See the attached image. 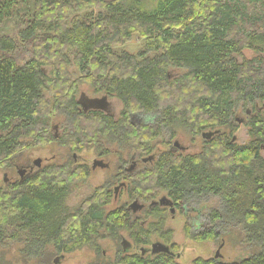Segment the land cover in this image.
I'll return each mask as SVG.
<instances>
[{"label":"trees","instance_id":"trees-1","mask_svg":"<svg viewBox=\"0 0 264 264\" xmlns=\"http://www.w3.org/2000/svg\"><path fill=\"white\" fill-rule=\"evenodd\" d=\"M244 2L264 8V0H2L0 25L14 18L17 25L0 35V169L39 145L58 142L71 152L98 145L106 155L99 143L116 140L129 154L156 155L151 169L131 176L130 198L148 202L165 193L178 204L219 196L224 216L238 221L245 240L257 247L241 261L197 258L191 264H264V10L250 16ZM22 5L30 6L26 13L19 12ZM245 27L251 30L242 32ZM133 37L143 40L137 54L116 50ZM246 48L256 56L244 58ZM69 68L81 79H73ZM82 80L103 94L98 104L108 98L120 103L117 121L96 109L84 112L76 99ZM238 111L251 112L245 144L235 142ZM136 113L154 114L155 122L131 125ZM60 114L72 132L57 133L52 120ZM179 127L213 135L197 153L173 152L169 141L152 153L155 140L176 138ZM70 160L0 187V246L18 238L26 262L46 245L57 254L84 246L98 251L103 234L123 229L132 245L143 247L119 256L117 264H177L172 233L163 232L164 209L147 212L153 221L146 227L132 224L123 207L103 212L107 186L74 211L63 209L65 179L89 174ZM220 219L211 212V223ZM189 231L185 225L186 236L197 242L220 237L213 227ZM152 233L169 253L142 254Z\"/></svg>","mask_w":264,"mask_h":264},{"label":"rangeland","instance_id":"rangeland-1","mask_svg":"<svg viewBox=\"0 0 264 264\" xmlns=\"http://www.w3.org/2000/svg\"><path fill=\"white\" fill-rule=\"evenodd\" d=\"M1 1L2 0H0V2ZM242 5H244L246 13L254 17H259L264 10V8L259 3L244 2ZM29 7L22 5L19 9V12L26 13L29 10ZM16 25L17 20L15 18L0 25V35H7L8 33H11L12 31H14ZM248 30H251V27H245L242 32H248ZM239 32L238 34L241 33ZM142 47L143 40L139 37H133L130 41L126 42V44L116 46V50L118 52L126 51L127 53L135 55L142 49ZM261 53V56L264 58V48ZM242 55L248 60L256 56L254 51L247 48L242 50ZM69 69L73 74V79H81L78 78V75H76L73 68ZM175 72L177 73V75L182 73V71ZM102 97L103 94L94 92V89L90 86L87 80H82L78 83L76 99L83 101L82 99L86 98L88 100L95 101L101 99ZM105 103L107 111H109V113H111L112 115L119 114L121 105L115 98H108ZM90 109L93 110V108ZM250 114L251 112L246 115L243 112L238 111L235 115L236 131L234 133V137L237 144H245L249 141L248 127L246 126V123L248 121V118L250 117ZM155 118L156 116L154 114L148 116L137 114V117L135 118V125H151L155 122ZM52 123L54 126L58 127L57 133L59 134H64V129V132L66 133L72 132V125H68L69 121H67V118L62 116L61 114L58 116H54ZM182 128L177 130L176 138L168 140V136L164 134L162 135L163 138L155 140V142L152 143L154 147L152 153H156L155 151H162L165 148L167 141L170 142L171 146L174 141H177L179 145L186 148L185 153H197L201 148V142L204 140V138H202L200 135L194 136L189 132L188 129L185 130ZM208 132L209 130H206L203 133ZM99 145H101L103 148L105 146L108 148V153L106 155L101 154V150L98 145L90 147L86 146L82 151L75 152H71L68 146L60 144L58 142L39 145L37 147L31 148L28 151L20 154L19 156H16L11 166L0 169V187L5 184V182L3 181V176L5 174L9 179L7 184L16 181L18 178L24 177L25 174L23 176H20L17 173L18 168V170H22V167H26L28 169L31 168L30 172L32 173L31 176H33L34 174L41 172V170H43V168L45 167H49L52 165L60 166L64 163H68L69 161H72L70 160L72 155H77L79 156V159L81 158L88 164V166H85L89 169V174L86 177L84 175L83 177L74 176L65 179L69 185V188L66 197L62 201V207L63 209H65V207H68L69 212H72L78 206L82 205V203L95 192L96 188L99 189L101 185L111 183V179L113 180V166L115 168V165H118V157H115L113 154L122 153L121 155L123 156L121 159H123L128 157L127 155L130 153L127 152V144L121 143V146H119L116 140H112L110 142H106V140H103L99 143ZM149 156L153 155H147L143 158H148ZM261 156L264 159V147L261 150ZM37 159L40 160V165L38 167H35L33 165V162ZM94 159H102L111 167L105 170H101L98 168L92 170L91 162ZM15 166L18 168L16 169ZM151 167L152 163L140 168L147 170L151 169ZM69 180H72V182H70ZM128 184L129 183H127V189H124V192L120 191L118 198L116 200H113L111 204L106 206V211L122 206L123 203H127V206L132 205L133 202L138 199L130 198ZM129 186L131 188V184H129ZM163 196H166V194L160 193L155 197V199L149 200L147 203L157 201ZM139 202L141 203L142 201ZM221 202L222 199L216 195H207L195 199L193 198L187 206V212L189 217L191 218L188 221H186L185 218L178 213H176L173 217L168 212L164 215L163 232L169 230L172 233L170 243H174L177 246V248L175 249L176 251L174 250L178 255L175 260L177 264H191L192 261L197 258H201L204 260L214 258L216 251H219L220 257L216 260L220 263L237 262L255 255V253L257 252V247L245 240L243 229L240 225L237 224L238 221L234 219L231 220L224 216L222 212ZM212 211L220 213L221 216V219L216 221L215 223H211L210 220V214ZM185 225L190 228L189 233L191 235L201 233L204 230L213 227L215 231L220 233V237L217 242L214 243L194 241L191 239V237L186 236V234L184 233ZM103 235L104 236L98 241V251H96L94 248H91L90 246H84L74 250L71 253L57 254L55 253L51 245H46L41 248L40 252H38V256L28 258L26 262H24L25 256L23 254L24 252L21 250L22 244L21 242H19L20 240H18V238H14L12 240L6 239L5 243L7 245L0 246L1 264H54L55 259H57L56 264H117L116 259L119 256L127 254L129 251L132 253L138 252L139 249L143 247H135L134 245H132L133 242L129 238L127 230L122 229L118 231L116 236H108L106 234ZM123 240H125L126 243L129 244V248L126 249V251L128 250L127 252L123 251ZM150 240L151 244L148 246L149 249L154 243L167 245L164 241H161V239L158 238L157 234L155 235L152 233ZM220 243L222 244V246L219 249V246L221 245Z\"/></svg>","mask_w":264,"mask_h":264},{"label":"flooded vegetation","instance_id":"flooded-vegetation-1","mask_svg":"<svg viewBox=\"0 0 264 264\" xmlns=\"http://www.w3.org/2000/svg\"><path fill=\"white\" fill-rule=\"evenodd\" d=\"M82 100L83 101L79 100V103L81 106L82 105L85 106V107L82 106V109L84 110V112L90 109V108H88L89 107L88 105H89V102H92L94 104V106L91 108L96 109L97 111L104 113V115H107L108 117L113 118L115 121H117L119 119V114L118 115H112L111 113H109V111H107L106 105L98 104L97 101L88 100L86 98L82 99ZM140 114L141 113H138V115H140ZM142 115H144V114H142ZM136 117H137V113L130 115L129 123L131 125H134V126H142V125H135V118ZM175 143H177V145H175ZM169 148L173 152L180 151L184 155L188 154V153H185L186 148L179 145V143L177 141H174L172 143V146L170 145ZM121 154L122 153H118V154L114 153L113 154L115 157H118V161H117L118 165H115V168L113 166V169H114V171L112 172L113 180L111 179L110 184H104V185H101L99 187V188H101V187L107 186V189H108L107 193L110 195L109 204H111V202L113 200H116L118 198L120 191L124 192V189H127V183H130L131 176L133 174L138 173V172L140 173V172L144 171L145 169H141L140 167H142V166L145 167L146 165L153 163V159H154V157H156V155H155L154 157L149 156L148 158H143L145 156H140L139 153H135V154H128L127 155L128 157L121 159L123 156ZM72 157H73L74 162H76L80 165H87L88 166V164L86 162H84L81 158L79 159V156L72 155ZM95 161L96 162L97 161L102 162V165H100V166L96 165L95 169L98 168L101 170H105V169H108L111 167L108 163H105L102 159H94L91 162V169L92 170H95L92 168ZM34 162H33V165H34ZM17 168L18 167H16V169ZM22 170H26L25 175L23 174L24 176L31 177V175H32V173L30 172L31 168L28 169L26 167H22ZM8 180L9 179H8L7 175L5 174V184H7ZM3 181H4V179H3ZM126 193H127V191H126ZM162 198H166V200H167L166 202H169L168 203L169 205L168 204L167 205L166 204L160 205L159 200L161 198L157 201H152L149 203H147V202L143 203L144 201H142L140 203L139 202L140 200L136 199V201H134L136 203L134 205L132 204L133 206L132 205L127 206V203H123L122 206H119V207L114 208V209L109 210V211H106V206H105V208L103 209V212L114 211V210H116L118 208H122L124 206L123 209H124L126 214L128 213L130 223L134 224V223L138 222V224H140L142 226H147L151 221H153L152 216L148 215L147 212H150L152 209H154L156 207L164 209V211H163L164 215L168 212L173 217L176 213H178V214L182 215L186 221L191 219L188 215V212H187L188 211L187 206L189 205L188 201H183V202H179L178 204L177 203L174 204L167 196H163ZM148 220H150V221H148ZM177 257H178V255H177Z\"/></svg>","mask_w":264,"mask_h":264},{"label":"water","instance_id":"water-1","mask_svg":"<svg viewBox=\"0 0 264 264\" xmlns=\"http://www.w3.org/2000/svg\"><path fill=\"white\" fill-rule=\"evenodd\" d=\"M82 106H83V105H82ZM86 106H87V105H86ZM88 106H89L88 108H91V107L94 106V104H93L92 102H89V105H88ZM83 107H85V106H83ZM85 109H86V108H85ZM212 135H213V133H211V132L203 133V134H202V138H204V139H209ZM175 145H177V143H175ZM34 165H35L36 167H38V166L40 165V160L37 159V160L34 162ZM96 165L100 166V165H102V162H100V161H97V162H96V161H95L94 164H93V166H92V168L95 169ZM17 172H18V174H20V176H22L23 174L26 173V170H18V169H17ZM4 182H5V175H4ZM166 201H167L166 198H161V199L159 200V203H160V205H163V204H166V205H167L169 202H166ZM135 203H136V202H134L133 205H134ZM133 205H132V206H133ZM168 205H169V204H168ZM122 246H123V251H126V249L129 248V244L126 243L125 240H123V242H122ZM221 246H222V244L219 246V249L221 248ZM147 251H149L150 254H152V255H154V254H159V253H169V252H170V251H169V248H168L167 246L161 244V243H154V244H152V245H151V248H150L149 250L141 249L142 254L146 253ZM219 257H220V255H219V251H216L214 258H215V259H218ZM56 263H57V259L54 260V264H56Z\"/></svg>","mask_w":264,"mask_h":264},{"label":"bare ground","instance_id":"bare-ground-1","mask_svg":"<svg viewBox=\"0 0 264 264\" xmlns=\"http://www.w3.org/2000/svg\"><path fill=\"white\" fill-rule=\"evenodd\" d=\"M4 179V178H3ZM127 252V251H126Z\"/></svg>","mask_w":264,"mask_h":264}]
</instances>
